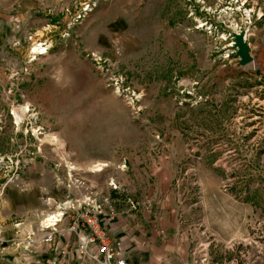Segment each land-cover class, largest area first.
Segmentation results:
<instances>
[{
  "label": "rangeland",
  "instance_id": "1",
  "mask_svg": "<svg viewBox=\"0 0 264 264\" xmlns=\"http://www.w3.org/2000/svg\"><path fill=\"white\" fill-rule=\"evenodd\" d=\"M76 187L159 214L179 248L222 209L264 222V0H0L1 241L71 215Z\"/></svg>",
  "mask_w": 264,
  "mask_h": 264
},
{
  "label": "crops",
  "instance_id": "2",
  "mask_svg": "<svg viewBox=\"0 0 264 264\" xmlns=\"http://www.w3.org/2000/svg\"><path fill=\"white\" fill-rule=\"evenodd\" d=\"M205 1L210 2L211 0ZM94 186L89 185L84 190L95 189ZM76 189L77 196L73 197L74 204L69 200L73 208H77L87 198L94 202L97 201V197H94L95 194L91 197L88 193L81 192L82 187H76ZM106 198L104 197V199ZM98 202L99 205L95 203L94 207L101 208V222L112 240L114 248L124 252L128 264H192L190 253L194 240H198L200 243L210 241L213 244L215 251L212 248L210 250L213 252L210 264H222L224 259L231 256L228 251L225 252L226 247L237 242H251V246L246 247L249 255L255 259L256 264H264L263 220L255 218L242 221V218H239L229 222L225 218V209H222V211H218L215 227H212L208 222L202 224L201 233L205 231L208 234L201 235L200 233L199 235L195 228L191 229L189 226L187 229L185 228L182 235L184 237L183 245H180L179 248L178 238H166L165 234L169 232V228L160 220L159 214H156L158 216V220H156L155 214H151L150 218L144 209L132 211L128 202L123 205L119 204L117 200H108V202L106 200L105 203L99 200ZM245 205L241 204L239 214L246 218V214L248 215L249 212H247V208H243ZM24 210L35 212L38 208L32 206L24 208ZM55 214L56 211L45 215L42 219L33 216L21 219L20 223L16 225L18 228L14 226L13 229H18L17 232L14 235L7 234L8 238L1 241V264H94L88 258L81 257L77 253L75 236L67 231L71 223L69 217L62 218L57 224L59 232L51 243L44 242L42 232L33 233L38 228V224L42 223L47 216ZM172 216L174 217V215ZM247 224L249 229H247ZM169 227L174 228L175 223ZM252 227L259 228L260 232H252ZM30 232L33 234L32 236L28 235ZM146 232H151L149 240L144 235ZM156 242L158 244H155ZM169 244L170 247H168Z\"/></svg>",
  "mask_w": 264,
  "mask_h": 264
},
{
  "label": "built area",
  "instance_id": "3",
  "mask_svg": "<svg viewBox=\"0 0 264 264\" xmlns=\"http://www.w3.org/2000/svg\"><path fill=\"white\" fill-rule=\"evenodd\" d=\"M89 7L90 3L83 4L79 18L88 12ZM94 204L93 200L87 198L77 208H71L70 206L71 215H68L66 210H62L59 220L53 222L54 225L41 226L44 242L51 243L53 241L54 236L59 232L57 224L67 216L71 221L67 231L75 236L77 253L81 257L88 258L94 264H128L124 252L114 248L112 240L98 217L101 211H98ZM28 235L32 236L33 234L29 233ZM29 243L31 244V241ZM210 245L211 242L209 241L208 243L199 242L192 246L190 253L192 264H210ZM229 248L231 256L224 259L223 263L256 264L255 259L249 255L246 248H237L234 243L230 244Z\"/></svg>",
  "mask_w": 264,
  "mask_h": 264
},
{
  "label": "water",
  "instance_id": "4",
  "mask_svg": "<svg viewBox=\"0 0 264 264\" xmlns=\"http://www.w3.org/2000/svg\"><path fill=\"white\" fill-rule=\"evenodd\" d=\"M234 46L236 49V55L239 59L240 66H245L252 62V57L250 55V50L247 42L244 40L243 33L234 34Z\"/></svg>",
  "mask_w": 264,
  "mask_h": 264
},
{
  "label": "bare ground",
  "instance_id": "5",
  "mask_svg": "<svg viewBox=\"0 0 264 264\" xmlns=\"http://www.w3.org/2000/svg\"><path fill=\"white\" fill-rule=\"evenodd\" d=\"M38 50H39V49H38ZM44 51H45V50L42 51V54L45 53ZM40 52H41V51H40ZM19 115H20V114H19ZM73 169H74V168H73ZM73 169H72V170H73ZM59 216H61V213H60V210H57L55 215H49V216H47V217L44 219V221L41 223V226L44 227V226H51V224L54 225L53 222L59 220Z\"/></svg>",
  "mask_w": 264,
  "mask_h": 264
}]
</instances>
